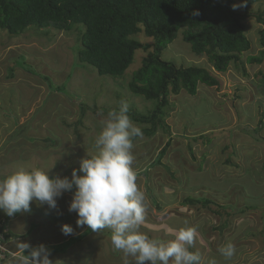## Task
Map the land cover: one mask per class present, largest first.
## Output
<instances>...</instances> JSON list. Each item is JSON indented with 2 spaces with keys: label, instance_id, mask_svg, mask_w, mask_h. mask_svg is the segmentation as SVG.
Listing matches in <instances>:
<instances>
[{
  "label": "rangeland",
  "instance_id": "1",
  "mask_svg": "<svg viewBox=\"0 0 264 264\" xmlns=\"http://www.w3.org/2000/svg\"><path fill=\"white\" fill-rule=\"evenodd\" d=\"M234 9L245 13L244 7ZM249 11L253 16L245 24L251 49L238 65L216 73L220 86L200 84L194 96L185 91L171 95L165 109L167 128H159L153 137L143 134L133 140L132 167L148 209L141 231L168 241L182 228H195L196 239L190 250L201 255V264L211 259L216 264H264V96L252 83L264 79V62L247 63L249 56H259L262 50L259 38L263 27L255 15L264 12V0ZM35 29L13 38L0 30V60L13 63L17 73L20 70L23 82L19 91L31 97L30 93L40 86L37 101L29 108L23 106V116L17 123L9 120L5 126L6 132L0 137L1 142L6 141L3 153L11 164L27 163L32 158V167L49 171L50 178L63 172V176L70 174V179L74 169L81 174V159L95 154V137L109 111L118 109L121 101L141 114L154 109V102L133 94L128 87L149 52L136 51L133 63L120 77L100 76L94 67L77 61L83 49L84 26L70 32L53 27ZM134 38L143 44L154 42L144 33ZM4 44L7 47L3 50ZM162 58L177 67L198 66L213 71L206 57L192 52L182 30ZM8 67L2 66L3 75ZM28 81L32 83L29 90L25 84ZM9 95L15 92L9 91ZM32 95L34 98L36 94ZM12 96L1 92L5 105L17 111ZM132 122L141 130L149 127ZM163 149L161 164L152 165ZM189 198L209 199L216 206L189 205L185 203ZM66 201L70 204L71 199ZM55 211L49 208L52 217L48 219L54 217V226H59L62 218ZM76 220L69 212L64 223ZM84 230L80 239L63 247L71 251L81 240V254L77 256L80 264H125L123 253L111 244L110 230ZM228 242L236 248L230 260L219 252ZM127 259L134 264L131 257Z\"/></svg>",
  "mask_w": 264,
  "mask_h": 264
},
{
  "label": "trees",
  "instance_id": "2",
  "mask_svg": "<svg viewBox=\"0 0 264 264\" xmlns=\"http://www.w3.org/2000/svg\"><path fill=\"white\" fill-rule=\"evenodd\" d=\"M260 1L247 0L245 13L240 14L233 6L243 0H0V30L13 38L32 27L37 31L53 27L70 32L82 25L83 49L78 52L77 61L94 67L100 76L120 77L133 63L136 51L149 52L128 87L133 94L154 102V109L147 114L129 110L128 115L132 121L148 125L142 132L153 137L159 128H167L165 109L171 95L185 91L194 96L200 84L219 87L216 73H225L232 64L238 65L250 51L245 21L253 16L250 8ZM255 17L263 27L259 38L262 50L259 56H249L247 63L261 65L264 12ZM181 30L192 52L206 57L213 71L198 66L177 67L162 58ZM140 33L152 38L153 44L136 40L134 36ZM252 83L256 92L264 96V79ZM165 151L159 153L152 165L161 164ZM185 203L210 209L216 206L209 199L189 198Z\"/></svg>",
  "mask_w": 264,
  "mask_h": 264
},
{
  "label": "clouds",
  "instance_id": "3",
  "mask_svg": "<svg viewBox=\"0 0 264 264\" xmlns=\"http://www.w3.org/2000/svg\"><path fill=\"white\" fill-rule=\"evenodd\" d=\"M246 3L243 0L233 7H244ZM128 113L129 105L124 101L118 109L108 112L95 137V154L80 161L81 174L74 169L71 179L50 178L49 171L19 168L0 178V211L9 217L30 212V202L56 209L57 198L75 189L68 211L77 214V227H86L92 232L110 230L111 244L123 253L125 264H129L128 257L134 264H170V261L171 264H201V255L190 250L196 239L195 228H182L168 241L151 238L141 231L148 209L145 194L136 183L132 150L133 140L142 138L143 132ZM61 231L69 235L73 228L64 224ZM18 249L22 253L19 264H51L49 250L42 244L31 247L19 242ZM219 252L230 260L236 248L228 242ZM208 264H216V260L211 259Z\"/></svg>",
  "mask_w": 264,
  "mask_h": 264
},
{
  "label": "crops",
  "instance_id": "4",
  "mask_svg": "<svg viewBox=\"0 0 264 264\" xmlns=\"http://www.w3.org/2000/svg\"><path fill=\"white\" fill-rule=\"evenodd\" d=\"M7 46L2 47L3 50ZM13 53V52H12ZM8 59V58H7ZM0 137L2 139V133L6 132L5 126L10 123L9 120H14L17 123V120L22 118V110L23 106L26 105L28 108L32 106L37 101V89L40 87L38 85L35 91L31 92V97L24 96L19 89L22 84V77L20 70L17 73L16 66L10 62L5 63L4 60H0ZM9 65L6 68L5 74H2V66ZM14 65V66H13ZM17 74V75H16ZM12 79L20 80L13 81ZM39 83V82H37ZM29 90V84L32 85L31 81L25 83ZM10 92H15V95H9ZM1 92L7 93L8 97H13L16 101V109L8 108L5 103L6 99L1 97ZM32 94H36L33 95ZM32 115V113H30ZM15 135V132L12 136ZM0 139V178L7 176L11 172L19 168L33 169L31 165V160H28L27 163L15 161L14 164L10 163V160L4 155V151H6V141L3 140L1 142ZM14 148V147H12ZM28 164V165H27ZM27 165V166H26ZM63 169V168H62ZM62 174L59 176L60 178L70 177V174L67 176H63ZM54 177V176H53ZM71 179V178H70ZM75 189L71 192H64L61 197L57 198V208L56 213L58 216H61V225L54 226L57 223L54 220H49L48 218L52 217L49 213V208L45 204L43 206L39 205L37 202H30V212H20L15 214L12 217L7 216L5 213L0 211V221L5 219L7 221L8 232L10 233V239L8 243V248L15 256H10L8 261L2 262L1 264H19V257L22 253L19 252L18 243L26 242L31 247H39L41 244L44 245L49 250V260L51 264H80V260H77V256L81 254V240L80 244L77 247H74L71 251H66L63 247L66 244H70L75 239H80L84 235V228L77 227L76 221L74 223H64V218L69 213L68 208L69 204H67V199H72V195ZM66 201V202H65ZM67 211V212H66ZM73 213V217L77 218V214ZM64 224H68L73 228V233L69 235H64L61 231V226ZM27 254V251L25 252Z\"/></svg>",
  "mask_w": 264,
  "mask_h": 264
},
{
  "label": "built area",
  "instance_id": "5",
  "mask_svg": "<svg viewBox=\"0 0 264 264\" xmlns=\"http://www.w3.org/2000/svg\"><path fill=\"white\" fill-rule=\"evenodd\" d=\"M0 228V262H2V260L8 259L9 256L15 255L8 248V244H5V241H9V233H3V231L8 230L5 219L0 222Z\"/></svg>",
  "mask_w": 264,
  "mask_h": 264
},
{
  "label": "bare ground",
  "instance_id": "6",
  "mask_svg": "<svg viewBox=\"0 0 264 264\" xmlns=\"http://www.w3.org/2000/svg\"><path fill=\"white\" fill-rule=\"evenodd\" d=\"M1 222V221H0ZM6 223H7V221H6ZM7 225V224H6ZM0 231H1V228H0ZM9 230H5V231H3V233H5V234H8L9 232H8ZM9 239H10V233H9ZM9 243V241H5V244H8ZM11 259V258H10ZM10 259H5V260H2V262H6V261H8V260H10Z\"/></svg>",
  "mask_w": 264,
  "mask_h": 264
}]
</instances>
